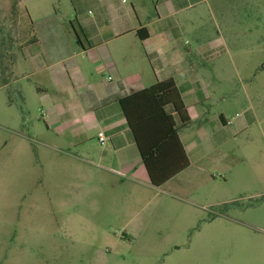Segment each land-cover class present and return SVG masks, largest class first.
<instances>
[{"label":"rangeland","instance_id":"obj_1","mask_svg":"<svg viewBox=\"0 0 264 264\" xmlns=\"http://www.w3.org/2000/svg\"><path fill=\"white\" fill-rule=\"evenodd\" d=\"M129 1L144 20L177 4L180 42L203 49L204 93L186 94L191 120L179 128L200 153L161 186L137 181L148 180L142 158L113 164L126 175L102 166L111 154L80 158L102 150L98 127L74 145L48 129L16 67L29 70L20 44L33 20L57 11L76 26L88 6L0 0V264H264V0Z\"/></svg>","mask_w":264,"mask_h":264},{"label":"crops","instance_id":"obj_2","mask_svg":"<svg viewBox=\"0 0 264 264\" xmlns=\"http://www.w3.org/2000/svg\"><path fill=\"white\" fill-rule=\"evenodd\" d=\"M172 1L161 0L159 6ZM78 2L88 9L78 13L75 28L57 11L33 20L31 42L20 44L19 60L24 59L29 68L16 67L22 73L18 77L20 89L25 91L22 81H33L48 118L47 128L58 129L71 145L91 139L88 130L98 127L102 150L80 158L103 164L111 154L112 165L102 166L126 175L122 167L113 164L124 166L141 155L120 100L167 78L175 80L183 100L189 92L203 94L199 70L203 49L196 54L192 46L180 42L184 30L178 26L177 4L173 3L175 9L172 4L158 8L154 18L144 20L140 15L146 16V8L137 10L133 1ZM181 4L191 6L193 1L182 0ZM6 81L4 87L11 84ZM224 120L227 124V118ZM200 145L198 142L187 149L184 144L189 158L191 153H200ZM147 179L137 181L148 185L149 176Z\"/></svg>","mask_w":264,"mask_h":264},{"label":"trees","instance_id":"obj_3","mask_svg":"<svg viewBox=\"0 0 264 264\" xmlns=\"http://www.w3.org/2000/svg\"><path fill=\"white\" fill-rule=\"evenodd\" d=\"M120 102L153 185L161 186L189 167L179 128L191 117L173 78L157 81ZM220 118L225 122L223 115Z\"/></svg>","mask_w":264,"mask_h":264},{"label":"built area","instance_id":"obj_4","mask_svg":"<svg viewBox=\"0 0 264 264\" xmlns=\"http://www.w3.org/2000/svg\"><path fill=\"white\" fill-rule=\"evenodd\" d=\"M231 122H232L231 119H227V123H231ZM100 135L103 136L104 135L103 132H100Z\"/></svg>","mask_w":264,"mask_h":264}]
</instances>
